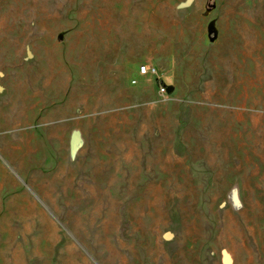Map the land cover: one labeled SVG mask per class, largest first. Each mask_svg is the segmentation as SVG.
Masks as SVG:
<instances>
[{
	"label": "rangeland",
	"instance_id": "rangeland-1",
	"mask_svg": "<svg viewBox=\"0 0 264 264\" xmlns=\"http://www.w3.org/2000/svg\"><path fill=\"white\" fill-rule=\"evenodd\" d=\"M0 264H264V0H0Z\"/></svg>",
	"mask_w": 264,
	"mask_h": 264
},
{
	"label": "built area",
	"instance_id": "built-area-1",
	"mask_svg": "<svg viewBox=\"0 0 264 264\" xmlns=\"http://www.w3.org/2000/svg\"><path fill=\"white\" fill-rule=\"evenodd\" d=\"M154 73H156L155 68L147 66V65L141 66L140 69H139V76H142V77L148 76V75L154 74ZM133 83L137 84L136 81H134ZM166 91H167L166 88L162 86L161 89H160V92L162 94H166L167 93Z\"/></svg>",
	"mask_w": 264,
	"mask_h": 264
}]
</instances>
